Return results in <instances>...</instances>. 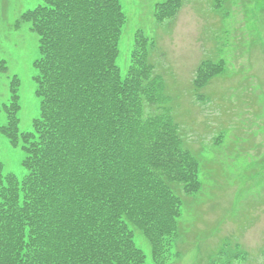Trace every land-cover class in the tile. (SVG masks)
Listing matches in <instances>:
<instances>
[{"label":"trees","instance_id":"obj_1","mask_svg":"<svg viewBox=\"0 0 264 264\" xmlns=\"http://www.w3.org/2000/svg\"><path fill=\"white\" fill-rule=\"evenodd\" d=\"M181 3H155L156 20L174 17ZM22 21L38 36L39 113L19 131L13 75L0 132L21 148L26 173L18 178L0 163V264H142L135 231L153 262L165 264L178 237V192L201 183L197 158L161 104L154 41L137 29L121 74L119 0H42L15 26ZM223 69L222 60L202 61L194 88Z\"/></svg>","mask_w":264,"mask_h":264},{"label":"rangeland","instance_id":"obj_2","mask_svg":"<svg viewBox=\"0 0 264 264\" xmlns=\"http://www.w3.org/2000/svg\"><path fill=\"white\" fill-rule=\"evenodd\" d=\"M119 1L126 17L120 72H126L134 32L141 29L154 41L149 59L163 84L161 104L199 164V190L178 192V237L165 264H264V0H182L175 16L163 21L153 11L164 0ZM41 4L0 0V126L16 75L19 131H30L39 113L32 64L38 36L28 22H15ZM205 60H222L224 69L195 89L196 69ZM22 157L0 132L3 170L22 178ZM134 240L145 254L142 264H156L139 231Z\"/></svg>","mask_w":264,"mask_h":264}]
</instances>
